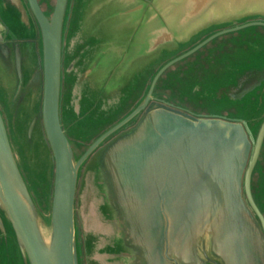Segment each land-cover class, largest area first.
I'll list each match as a JSON object with an SVG mask.
<instances>
[{"label":"water","instance_id":"95a60500","mask_svg":"<svg viewBox=\"0 0 264 264\" xmlns=\"http://www.w3.org/2000/svg\"><path fill=\"white\" fill-rule=\"evenodd\" d=\"M0 264H264V0H0Z\"/></svg>","mask_w":264,"mask_h":264},{"label":"rangeland","instance_id":"374dc122","mask_svg":"<svg viewBox=\"0 0 264 264\" xmlns=\"http://www.w3.org/2000/svg\"><path fill=\"white\" fill-rule=\"evenodd\" d=\"M44 4H47L50 2V0H42ZM73 22L71 24V29L67 41V61L73 63L75 62V66L73 68V71L71 72V77H67V87H66V100L64 102V123H65V128L67 134L73 139L76 138H85L87 132L95 131L99 126H102L103 124H106L109 121L114 120L119 113H121L126 107L129 106V104L136 98L139 87L141 86V82H135L132 86V90L128 95L124 96L126 97L125 99L119 97V99H113V103L111 106H105L101 108H97L95 111L92 112L91 116H85L81 120H76V113L74 111V101L77 98V94L75 91H77L78 87L77 85V78L75 77V74H77L82 67V61L86 59V53H85V46L84 44L86 42H82L77 35L72 32L73 29ZM177 69V67H175ZM144 78H146L144 76ZM189 78L186 82L181 83L178 85V88L176 85L172 88V91L174 93H177V99L180 102H188V100L196 104L198 99L197 95L191 92L190 86L188 84ZM171 91V86H169ZM84 96L82 101L79 103V110L83 113L87 111V109L91 108L90 105L91 101L86 98L85 96L87 95V92L84 88ZM83 94V92H80V95ZM196 98V101L193 99ZM123 99V100H122ZM189 103V102H188ZM190 103V104H191ZM191 104V105H193ZM195 106V105H193ZM77 146V144H76ZM77 149V148H76ZM78 150V151H77ZM76 154L77 157H79L82 153L80 149H77ZM25 164H22V168H24L25 172L29 174L27 167ZM29 176V175H28ZM36 176V175H35ZM47 174L46 172H39L38 175L35 178V181L31 180V187L36 193L37 197L41 201V198L45 197L47 194L49 195V188H48V180L46 178ZM30 178V176H29ZM43 220V219H42ZM49 221V220H48ZM44 224V223H43ZM49 225V224H48Z\"/></svg>","mask_w":264,"mask_h":264}]
</instances>
